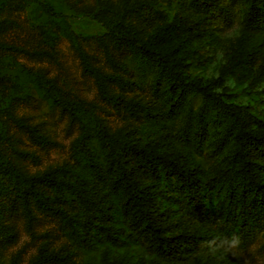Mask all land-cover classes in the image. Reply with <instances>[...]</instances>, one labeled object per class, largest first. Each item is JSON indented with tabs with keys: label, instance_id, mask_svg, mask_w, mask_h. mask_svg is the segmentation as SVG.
Returning a JSON list of instances; mask_svg holds the SVG:
<instances>
[{
	"label": "trees",
	"instance_id": "16d2710c",
	"mask_svg": "<svg viewBox=\"0 0 264 264\" xmlns=\"http://www.w3.org/2000/svg\"><path fill=\"white\" fill-rule=\"evenodd\" d=\"M30 0H3L0 35L19 26L10 16ZM67 1V0H64ZM240 2L246 10L240 26L247 35L264 34V0H99L84 4L105 31L94 34L98 56L88 52L65 14L38 1L37 17L51 20L68 38L82 71L91 75L98 96L122 111L126 123L111 128L78 97H52L78 123L70 143V159L28 172L20 158L37 161L33 149L20 147L19 136L0 127V232L6 243L15 228L5 214L21 213L37 251L29 264H94L90 252L105 247L111 256L99 264H121L118 251L138 246L143 264H239L224 252L233 235L246 246L261 233L264 247V54L249 49L242 36L221 47L217 76L193 78L178 40L201 41L214 15ZM174 4L170 19L164 4ZM193 8L199 17L186 13ZM61 20H54L53 16ZM47 48H24L0 39V48L30 56L54 57L59 34L39 23ZM125 58L155 69L151 96L134 91L135 80ZM199 64L198 55L193 59ZM0 73V77H3ZM43 71L41 86L59 87ZM231 77L234 84H224ZM7 116L27 137L45 147L54 140L38 123L17 115L13 104L30 94L24 80L12 78ZM199 102H189L188 93ZM247 95L241 100L240 96ZM85 104V103H84ZM173 125H167L170 119ZM45 145V146H44ZM164 147V149H162ZM195 155H200L196 158ZM56 222L66 242L50 245L49 229L37 232L40 216ZM96 242V245L92 243ZM81 251L85 261L76 254Z\"/></svg>",
	"mask_w": 264,
	"mask_h": 264
},
{
	"label": "rangeland",
	"instance_id": "374dc122",
	"mask_svg": "<svg viewBox=\"0 0 264 264\" xmlns=\"http://www.w3.org/2000/svg\"><path fill=\"white\" fill-rule=\"evenodd\" d=\"M38 1L46 2L53 9L65 14L71 27L82 39V44L88 52L98 56L97 63L105 69L108 67L104 61L100 47L97 45L94 34H100L105 31L102 24L92 17L91 14L82 11L84 4L96 5L99 0H30L22 10H13L10 16L18 20L19 26L0 35L9 43L22 46L24 48H47L41 34L39 23L51 26L60 36L54 46V57H36L30 56L23 51L12 50L9 48H0V127H8L14 131L20 138L18 142L20 147L33 149L39 158L37 161L29 157L20 158L21 164L31 173L41 172L48 164L60 163L65 159H70V143L78 134L79 128L76 121H72L68 111L62 109L52 97L62 95L68 97H78L84 101V106L96 104L94 110L104 118L111 128H115L127 122L123 112L116 110L111 104L101 100L97 93L95 81L91 75L82 71L79 57L74 51L68 38L57 27L56 23L46 19L43 16L36 15L33 9ZM167 11V18L170 19L174 12V4H164ZM227 14L222 16L214 15V22L207 37L201 41L178 40V46L186 60L189 62L185 66L188 75L193 78L212 79L217 76V64L221 60V47L228 41L242 36L249 49H258L264 54V34L258 33L247 35L240 26V20L246 10V5L240 2L230 3L226 6ZM6 5L0 0V15L5 14ZM190 13L194 18L199 15L193 8H187L186 13ZM54 20H61L60 16H53ZM198 55L199 64H195L193 59ZM127 66L130 68V74L135 80L134 91L142 96H151L152 86L150 84L155 75V69L148 63H135L131 58H125ZM38 71H43L47 77H53L59 89L53 93L48 86H41L42 81L37 76ZM12 78L24 80L27 84L29 95L26 99H19L13 104V110L17 115H24L31 123H38L39 127L54 140L53 143L42 147L33 143L8 116L7 108L9 106L10 92L13 91ZM224 84H234L231 77L224 80ZM264 87V81L259 83L256 88ZM264 99V92H261ZM189 102L196 105L199 102L197 95L190 92L187 95ZM241 100L247 99V95L240 96ZM176 119H170L167 125H173ZM164 149V147H162ZM200 158V155H195ZM7 223L9 222L15 228V240L6 243L2 240L0 232V264H29L30 258L37 251L38 240L32 239L25 226V218L21 213L15 214L8 212L5 214ZM37 232L49 229L52 232L50 245L59 247L66 242V237L59 231L56 222L49 217L40 216L34 224ZM96 245L95 241H92ZM261 233H257L255 238L247 243L246 246H237L231 251L224 252L231 258L239 261V264H264V247ZM112 249L105 247L104 251L99 248L93 249L89 256L94 257V264L102 262L106 256H111ZM121 264H143L145 251L138 247H126L118 251ZM80 262L85 261L81 251L76 254Z\"/></svg>",
	"mask_w": 264,
	"mask_h": 264
},
{
	"label": "clouds",
	"instance_id": "9594fccd",
	"mask_svg": "<svg viewBox=\"0 0 264 264\" xmlns=\"http://www.w3.org/2000/svg\"><path fill=\"white\" fill-rule=\"evenodd\" d=\"M226 244V250L231 251L232 249L236 248L240 243V238L238 236L233 235L230 240L224 241Z\"/></svg>",
	"mask_w": 264,
	"mask_h": 264
}]
</instances>
